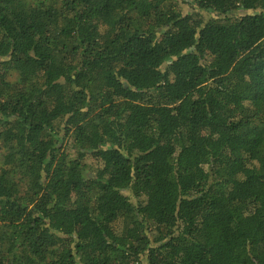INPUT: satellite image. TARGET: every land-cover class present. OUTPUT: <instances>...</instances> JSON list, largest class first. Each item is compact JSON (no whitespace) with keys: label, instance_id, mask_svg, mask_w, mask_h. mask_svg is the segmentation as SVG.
I'll list each match as a JSON object with an SVG mask.
<instances>
[{"label":"trees","instance_id":"16d2710c","mask_svg":"<svg viewBox=\"0 0 264 264\" xmlns=\"http://www.w3.org/2000/svg\"><path fill=\"white\" fill-rule=\"evenodd\" d=\"M0 264H264V0H0Z\"/></svg>","mask_w":264,"mask_h":264}]
</instances>
